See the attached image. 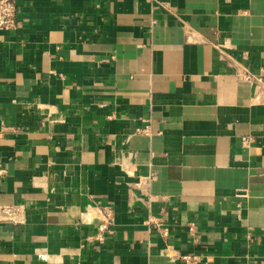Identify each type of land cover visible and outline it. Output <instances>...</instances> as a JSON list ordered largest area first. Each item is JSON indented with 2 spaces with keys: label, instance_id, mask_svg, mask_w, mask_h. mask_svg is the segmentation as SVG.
I'll return each instance as SVG.
<instances>
[{
  "label": "crops",
  "instance_id": "0c3cea01",
  "mask_svg": "<svg viewBox=\"0 0 264 264\" xmlns=\"http://www.w3.org/2000/svg\"><path fill=\"white\" fill-rule=\"evenodd\" d=\"M17 8L0 30V264H264V0Z\"/></svg>",
  "mask_w": 264,
  "mask_h": 264
},
{
  "label": "built area",
  "instance_id": "2783aa9c",
  "mask_svg": "<svg viewBox=\"0 0 264 264\" xmlns=\"http://www.w3.org/2000/svg\"><path fill=\"white\" fill-rule=\"evenodd\" d=\"M18 22V8L17 0H0V30H11L16 28ZM220 57L222 60H226L225 48L222 46ZM228 66L231 67L232 71L235 73L237 78L243 82H252L255 80L254 77L249 73L245 66H241L235 62H227ZM157 180V174L152 172L146 179V184H151L153 181ZM151 200V199H150ZM8 212L12 213V210ZM102 222L98 225V235L105 234L112 223V211L109 209L102 210ZM196 226L194 224L190 225V230L194 231ZM184 260L187 263H191L193 260L191 257H185Z\"/></svg>",
  "mask_w": 264,
  "mask_h": 264
}]
</instances>
